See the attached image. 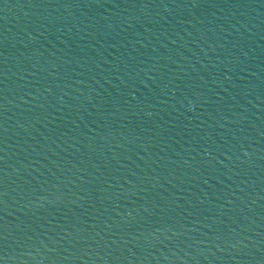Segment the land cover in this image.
I'll list each match as a JSON object with an SVG mask.
<instances>
[{
  "label": "water",
  "instance_id": "1",
  "mask_svg": "<svg viewBox=\"0 0 264 264\" xmlns=\"http://www.w3.org/2000/svg\"><path fill=\"white\" fill-rule=\"evenodd\" d=\"M0 264H264V0H0Z\"/></svg>",
  "mask_w": 264,
  "mask_h": 264
}]
</instances>
